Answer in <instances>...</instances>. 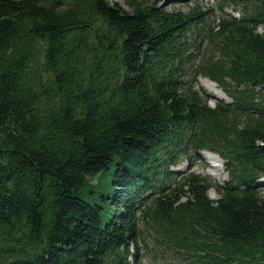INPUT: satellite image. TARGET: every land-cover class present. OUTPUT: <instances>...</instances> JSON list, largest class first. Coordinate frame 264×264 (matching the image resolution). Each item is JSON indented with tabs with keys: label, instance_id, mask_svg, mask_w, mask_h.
<instances>
[{
	"label": "trees",
	"instance_id": "1",
	"mask_svg": "<svg viewBox=\"0 0 264 264\" xmlns=\"http://www.w3.org/2000/svg\"><path fill=\"white\" fill-rule=\"evenodd\" d=\"M222 1L0 0V264H264V0Z\"/></svg>",
	"mask_w": 264,
	"mask_h": 264
},
{
	"label": "rangeland",
	"instance_id": "2",
	"mask_svg": "<svg viewBox=\"0 0 264 264\" xmlns=\"http://www.w3.org/2000/svg\"><path fill=\"white\" fill-rule=\"evenodd\" d=\"M112 4H118L123 6L126 9H129L125 0H109ZM149 1H158V5L160 7H164L166 9H180L183 11H189L192 7L199 6L205 9H210L212 11L211 17L206 21L208 25H214L217 21L219 16L224 14H234L239 16V11L241 7L234 2H228L227 4L224 3V11L222 12L220 9L222 0H149ZM241 13V12H240ZM261 31V29H260ZM201 59V56H197L194 64H198ZM199 79V84L197 87L204 88V90L211 96L210 104L214 105L218 100H223L229 102L231 98L225 94L223 90L218 87V90L214 86H211L206 83V81H202ZM216 84V83H214ZM217 85V84H216ZM223 92L226 98H221L220 92ZM219 94V95H218ZM229 97V98H228ZM201 160H194L191 164L188 160L182 159L179 164L172 167V169L176 172L181 173L177 177V181L180 180V177L183 175H187L189 173H195L197 175L203 176L208 178L212 183L224 184L229 179L228 172L225 168V159L222 158L219 154L216 153H208L203 151ZM218 166V167H216ZM259 185L261 192L264 193V177L259 179ZM209 197L211 199H218L220 194L217 192L215 188H211L209 193ZM139 226L141 231L143 232L144 238L146 241L152 243L153 242V233L150 231L148 226L144 224L142 220L139 221ZM143 247V244L140 243ZM140 255L143 256L142 264H186L183 260L177 258L176 256L169 254L166 256V259L163 261L155 262L154 256L151 253L146 252V250L142 249Z\"/></svg>",
	"mask_w": 264,
	"mask_h": 264
},
{
	"label": "bare ground",
	"instance_id": "3",
	"mask_svg": "<svg viewBox=\"0 0 264 264\" xmlns=\"http://www.w3.org/2000/svg\"><path fill=\"white\" fill-rule=\"evenodd\" d=\"M202 81H206V83L209 84L210 87L215 85V88L218 90V86L216 84H214V82H212L211 80H209V79H202ZM220 96H221V98H224V99L226 98L225 94L222 91L220 92ZM216 167H218V166H216Z\"/></svg>",
	"mask_w": 264,
	"mask_h": 264
}]
</instances>
